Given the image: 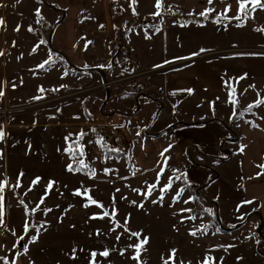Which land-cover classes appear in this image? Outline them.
I'll list each match as a JSON object with an SVG mask.
<instances>
[{
    "label": "rangeland",
    "instance_id": "374dc122",
    "mask_svg": "<svg viewBox=\"0 0 264 264\" xmlns=\"http://www.w3.org/2000/svg\"><path fill=\"white\" fill-rule=\"evenodd\" d=\"M238 11V4L231 7L227 19L223 18V8L219 12L209 11L207 18L201 15L204 12L183 13L181 29H175L177 38L181 39L167 42L163 34L162 38L159 36L161 40L146 46L147 49L138 33L152 29L150 23L158 24L160 20L150 21L147 16H137L132 27L134 40L138 42L139 63L145 70H150L172 64L168 58L178 53L190 58L210 50H223L221 59H225L245 57L251 53L244 51L246 47L263 48L264 32L258 30L262 29L259 24L262 13L255 16L257 8L247 18L242 16L237 20L234 17ZM130 24L124 22V28L128 29ZM159 28L154 30L160 32ZM114 38L115 50H119L114 62H127L130 58L121 46L125 37L117 34ZM181 41L185 44L183 49L178 48ZM102 51L99 50L97 55L87 54L88 67L83 68L93 69L95 84L103 81V74L111 66L110 61H106V67L101 69ZM260 52L262 50L253 54ZM200 58L197 64L212 61V57L206 55ZM155 64L157 67H152ZM136 66H139L138 62L132 68L136 70ZM130 67V63H125L124 73ZM176 67L179 65H169L150 71L148 75L160 77L161 73ZM20 74L7 71L0 84V91L4 93L0 97V127L5 133L0 140V182L7 181L2 193L5 227H0V257L6 258L9 264H90L91 253L95 252L96 264H163L162 257L168 259L171 250H175L174 264H219L218 251L212 248H222L219 252L222 251L225 257L221 264H261L256 248L260 237L251 238L250 226L242 229V245L233 248L235 243L229 245L230 238L225 237L216 218L215 205L203 190L198 194L189 189L184 178H187L186 167L190 161L186 150L176 145L174 129L163 136L157 135L179 123V119L170 118L166 110L160 112L158 103L145 96L126 103V98L137 96L124 89L128 83L109 90L80 87L77 83L63 87L66 81L57 71L43 75L39 70L35 75L24 70ZM119 75L124 76L123 73ZM78 77L73 79L79 80ZM57 82L61 87H45L55 86ZM244 85L233 87L234 94L231 87L220 90L205 87L198 92L173 95L175 104L183 97L198 98L199 101L190 103L200 113L197 120L222 116L240 135L242 119L252 123L256 116L264 113L260 107L264 104L249 110V105L264 99V92L253 93L255 87ZM233 100L237 103L233 104ZM173 109L170 112L174 115L176 109ZM102 127H115L123 132L126 148L118 151L123 155L117 157L106 152L107 147L97 136ZM192 133L193 139L213 134L207 129H194ZM231 143L228 148L233 146ZM232 148L238 150V147ZM81 161L85 165L83 168ZM235 162L232 175L238 182V159ZM69 165L73 171L68 170ZM194 168L205 169L198 165ZM18 178L19 187L16 186ZM37 178H40L39 182L33 184ZM170 180L171 188L162 193L161 189ZM49 182H53L51 189ZM152 185L155 187L149 195L148 189ZM181 189L183 192L177 198ZM77 192L80 195H76ZM89 197L103 207L90 203ZM205 209H210L211 215L205 213ZM104 212L109 215L104 216ZM205 226V231H198ZM133 232L141 234L139 240L131 235ZM192 232L196 235H191ZM33 237L35 242H32ZM144 237L148 238V243L139 259H134L137 255L135 245ZM25 248L27 252H24ZM106 250L108 257L99 255ZM0 264H4L3 260Z\"/></svg>",
    "mask_w": 264,
    "mask_h": 264
},
{
    "label": "crops",
    "instance_id": "0c3cea01",
    "mask_svg": "<svg viewBox=\"0 0 264 264\" xmlns=\"http://www.w3.org/2000/svg\"><path fill=\"white\" fill-rule=\"evenodd\" d=\"M113 2L123 8L124 16L117 18L112 16L110 5ZM160 2L162 8L157 9L155 6L157 0H0V20L4 21L0 25V52H3L0 56V84L7 71L18 75L24 70L32 74L40 70L43 75L57 71L59 77L66 81L63 87H71L72 83H77L80 87H96L104 81L137 76V81L146 88L145 93L140 97L126 98V103L144 96L153 100L161 107L160 112L166 110L170 118L179 119V123L185 124L174 129V139L180 149L196 147L200 151H193V153L202 158L204 155L221 156L215 164L208 162L210 168L189 162L186 175L188 179L196 183L205 184L210 177V169L217 174L214 181L203 191L216 207V218L222 225L225 237L230 238L229 245H233L231 243L234 242L233 248H236L242 245L240 244L243 239L242 229L249 225L252 238L253 228L264 219V174L258 175L264 172V169L257 167V165H264V113L256 116L252 123L242 119L239 122V142L231 143L233 146L227 147L224 153L222 141L226 138L228 129L234 130L229 121L218 115L206 121H199L197 120L200 118L199 111L192 108L193 105L190 106V103L199 101L198 98L183 97L175 104L176 99L173 94L198 92L205 87H217L218 90L222 87H241V84H245L243 87L254 85L253 93L264 92V47H246L244 51L251 53L245 54V57L236 56L225 59H221L222 53H225L222 52L223 50H210L190 58L178 53L168 58L169 61H173L172 64L145 70L139 63V52L136 47L138 42L134 40L132 27L137 16H147L150 21H154L155 18L160 20L158 24L150 23L152 29H147L146 32L138 31L141 43L147 49L146 46L149 47L152 43L161 40L163 34L167 42L174 40L178 42L181 38H177L178 33L175 29H181L183 13L206 10L219 12L222 8L225 10L230 6L231 9L238 4V0H212L211 4L209 0H160ZM261 13L259 18L262 20L259 19V24L264 29V10L258 8V13L254 15ZM126 21L131 23L128 29L124 28ZM161 24H163L162 27L159 26ZM157 26L163 33L154 30ZM117 34H123L125 37L121 46L127 50L130 58L127 62L121 60L114 62L119 52L115 50L114 37ZM182 44L181 41L178 48L183 49L185 44ZM99 50H103L101 69L106 67V61H110L111 66L107 69V73L103 74V81L95 84L96 75L93 69L84 70L83 68L88 67L87 54L97 55ZM258 50H262L261 54H253L258 53ZM205 55L212 57V61L197 64L196 61L201 60L200 57L204 58ZM23 61L26 62L23 63ZM46 61L49 63H45ZM137 62L139 66H136L134 70L132 67ZM64 63L65 66H63ZM125 63H130L131 67L124 73ZM41 64H44L43 68L40 67ZM169 65H179V67L161 73L160 77L148 75L150 71L169 67ZM119 73H123L124 76ZM245 74L246 78L240 79ZM75 76H79V80H74ZM45 87L61 86L57 82L55 86L46 85ZM260 107L264 109V105ZM172 108L178 110L173 109L174 115L172 111L170 112ZM121 113L124 114V112ZM178 113L181 114L177 115ZM178 116L181 118L188 116L193 121H188L191 118L181 120ZM194 129H207L213 134L203 139H193ZM169 131L165 129L157 135L163 136ZM234 146L238 147V150H232ZM237 159L240 173L238 182L233 177ZM197 165L205 169L194 168ZM245 201H253V203H244ZM256 248L260 253L258 262L264 264V253H262L264 236L257 239ZM212 249L218 251V263L221 264L225 257L222 251L219 252L222 248Z\"/></svg>",
    "mask_w": 264,
    "mask_h": 264
},
{
    "label": "snow or ice",
    "instance_id": "6c2138e0",
    "mask_svg": "<svg viewBox=\"0 0 264 264\" xmlns=\"http://www.w3.org/2000/svg\"><path fill=\"white\" fill-rule=\"evenodd\" d=\"M209 3L211 4L212 3V0H209ZM238 5H239L238 15L236 17H234L237 20H240L242 16L244 18H247L251 14V12L255 11L257 8H260V9L264 10V0H238ZM249 5H250V7H249ZM155 6H156L157 9H160L161 8L162 5H161L160 0H157V3H156ZM229 10H230V6H229V8H226L225 9V14H224V17L223 18H225V19L228 18L227 17V12ZM157 14H159V12ZM208 14H209V10H206L204 13H201V15L204 16L205 18L208 17ZM37 16H39V12H37ZM3 23H4V21L3 20H0V25H2ZM258 30L259 31H264V29H258ZM29 31H31V29H29ZM2 55H3V52H0V56H2ZM45 63H49V62L46 61ZM40 67L43 68L44 67V64H41ZM245 78H246V74H245V76L240 77V79H245ZM226 84H227V82H226ZM250 87H254V85H252ZM41 91H43V89H41ZM231 92H232V94H234L235 93V88H232L231 89ZM3 95H4L3 91H0V97H2ZM232 103L235 104V103H237V101L236 100H233ZM260 104H264V100H258L255 105H249V110L252 107L259 106ZM81 135H83V133H81ZM4 136H5V133H4L3 129H2V127H0V140H3ZM241 151H243V148H241ZM80 154L83 155V152L81 151ZM161 155H163V154H161ZM0 158H2V156H0ZM80 167L81 168L85 167V165L83 164V161L80 162ZM257 167L264 169V165H257ZM68 170L69 171H73V168H72L71 165H69ZM77 170H79V169H77ZM162 172H163V170L161 171L160 174H162ZM160 174H158V175H160ZM261 174H264V172H262V173H260L258 175H261ZM22 175H23V173H21V176ZM177 178H179V177H177ZM39 179L40 178H37L35 181H33V184L38 183L39 182ZM52 183L53 182H49V189H51ZM6 186H7V181L6 180L0 182V227H5L4 219H3V217H4V210H3V195H2V193L4 192V189H5ZM16 186L17 187L20 186V184H19V178H18V181H17V185ZM154 187H155V185H152V186L149 187V189H148V194L149 195L151 194V191H152V189ZM170 188H171V180L169 181V184L168 185H166L163 189H161V192L162 193L163 192H166ZM182 192H183V189H181L177 193V198L179 197L180 193H182ZM75 194L76 195H80L79 192H77ZM160 200L161 201L163 200V195H161ZM89 201L92 204H96L98 207H103L102 205L98 204L95 200H92L90 197H89ZM40 203L41 204L43 203V198L41 199ZM244 203H253V201H245ZM85 206H87V205H85ZM140 206L142 207L143 205H140ZM237 210H239V209H237ZM46 211H51V209H47ZM187 211H190V210H187ZM205 211H207V212H209L211 214V210L210 209H205ZM103 215L104 216H108L109 213L108 212H104ZM93 218H96V217H93ZM241 219H243V217H241ZM117 226H119V225H117ZM41 227H43V225H41ZM206 228H207V226H205L204 229H199L198 231H205ZM27 231H28V224L26 222L25 223V233L26 234H27ZM125 231H128V229L126 227H125ZM37 232H39V228H37ZM13 234H15V233H13ZM131 235L137 237V239L139 240L141 234L140 233L133 232V233H131ZM191 235L195 236L196 235V232H192ZM21 239H22V237H21ZM35 239L36 238L33 237L32 238V242H35ZM147 243H148V238L147 237H144L142 240H140V242L137 245H135V251H136L137 255L134 257V259H137V260L139 259V254H140V252L142 250H144V245H146ZM24 252H27V248L24 249ZM121 254H123V253H121ZM99 255L100 256H103V257H108L109 256V252L106 250V251L100 252ZM96 256H97V253H95V252H92L91 253L92 260H91L90 264H96V262H95ZM174 258H175V250H171L170 256H169L168 259H164L162 257L163 264H170V261L172 262V264H174ZM207 259H211V258H207ZM0 260H3L4 264H9V262H8V260L6 258L0 257Z\"/></svg>",
    "mask_w": 264,
    "mask_h": 264
},
{
    "label": "built area",
    "instance_id": "2783aa9c",
    "mask_svg": "<svg viewBox=\"0 0 264 264\" xmlns=\"http://www.w3.org/2000/svg\"><path fill=\"white\" fill-rule=\"evenodd\" d=\"M111 14L113 17H120L124 15L123 8L116 2L111 3ZM137 76L123 77L104 81L95 88L102 90H109L112 87H123L126 83L129 85L124 87L125 90L135 92L138 96L144 89V85L137 81ZM142 94V93H141ZM98 139L107 148L123 151L126 148V138L118 128L115 127H102L97 131ZM252 236L259 238L264 236V219L262 222L253 230Z\"/></svg>",
    "mask_w": 264,
    "mask_h": 264
},
{
    "label": "trees",
    "instance_id": "16d2710c",
    "mask_svg": "<svg viewBox=\"0 0 264 264\" xmlns=\"http://www.w3.org/2000/svg\"><path fill=\"white\" fill-rule=\"evenodd\" d=\"M182 126H185V124L183 123H176L174 124L173 126H171L170 128H168L169 130L171 129H178ZM239 138H240V135L236 134V132L232 129H228V132H227V135H226V138L223 139L222 141V151L225 153L226 152V148H227V144L230 143V142H233V143H238L239 141ZM106 152H109V153H112L114 154L115 156L119 157L121 155H123V153H120L118 151H112V150H109L107 148H105ZM193 151H200L198 148L196 147H190L186 150V157L187 159L190 161V163H196V164H199V165H202V166H206L208 168L209 167V163L210 162L211 164H215L218 162V160L221 159V156H218V157H209L207 155H204V157H200V155L196 154V153H193ZM195 156H198V160L195 159ZM210 159V160H209ZM209 160V161H208ZM217 174L212 170L210 169V177L209 179L207 180V182L205 184H199V183H196L188 178H184L186 179V182L188 184V187L189 189L193 192V193H200L201 190L207 188L213 181L214 179L216 178ZM207 198L209 199V201L211 202L210 198L207 196ZM206 198V199H207ZM205 213H208V215H211L209 212H205Z\"/></svg>",
    "mask_w": 264,
    "mask_h": 264
}]
</instances>
